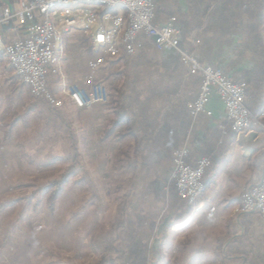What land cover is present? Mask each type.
Returning <instances> with one entry per match:
<instances>
[{"label":"crops","instance_id":"crops-1","mask_svg":"<svg viewBox=\"0 0 264 264\" xmlns=\"http://www.w3.org/2000/svg\"><path fill=\"white\" fill-rule=\"evenodd\" d=\"M20 1L0 0V8L13 11ZM217 1L154 0L153 23L162 25L174 17L180 47L200 63L221 70L231 80L244 81L245 104L251 112L258 113L264 101V83L258 79L259 58L251 50L243 28L246 17L225 16L227 10L233 9L230 4L224 13L213 14L205 28L207 7L212 10ZM3 35L5 39L12 36L6 27ZM262 37L264 44V24ZM86 39L91 46L89 34ZM139 39L142 47L135 56L123 53L119 57L123 59V69L125 56L133 61L138 59L143 73L139 80L142 89L157 91L179 84V96L195 100L201 74L188 75L176 50H157L154 39L144 34ZM4 58L0 54V62ZM148 71L156 76L143 85L142 77ZM3 77L0 65V80ZM175 99L173 95L167 101ZM111 112L109 118L103 119L101 137L106 141L114 135L127 138L133 152V140L123 134L125 127L111 128L113 108ZM190 118L188 123V117H172L169 123L174 125L176 133L184 135L182 145L189 149L188 163L194 164L199 157L210 161L203 176L204 191L197 200L199 207L186 205L175 191L169 158L172 159L173 150L161 164L152 163L147 173L135 175L133 182L131 169L126 168L129 173L126 190H131L127 199L125 241L119 248L121 264H264V220L257 213L235 212L242 195L264 178V132L252 128L236 134L226 120L224 103L215 90L210 93L205 111L194 120Z\"/></svg>","mask_w":264,"mask_h":264},{"label":"rangeland","instance_id":"rangeland-1","mask_svg":"<svg viewBox=\"0 0 264 264\" xmlns=\"http://www.w3.org/2000/svg\"><path fill=\"white\" fill-rule=\"evenodd\" d=\"M63 37L65 84L85 89L101 84L108 100L77 110L62 95L60 78L51 74V88L63 100L60 109L53 108L30 93L5 58L0 62L5 74L0 80V264H94L96 239L112 223L128 187L130 141L101 137L103 119L112 113L110 99L122 83L123 59L107 61L90 82L87 63L95 51L87 33L69 30ZM153 75L146 72L142 84ZM69 132L84 169L69 178L49 211L51 189L40 186L70 166Z\"/></svg>","mask_w":264,"mask_h":264},{"label":"built area","instance_id":"built-area-1","mask_svg":"<svg viewBox=\"0 0 264 264\" xmlns=\"http://www.w3.org/2000/svg\"><path fill=\"white\" fill-rule=\"evenodd\" d=\"M153 19L154 0H21L13 11L0 8V54L34 97L56 109L63 106V100L49 83L53 74L60 78L62 95L73 107L82 109L106 102L107 93L98 83L88 89L65 84L60 66L64 34L79 29L91 36L95 54L88 61L90 82L107 61L118 59L123 53L135 56L142 47L139 35L144 34L154 39L157 50H176L188 75L201 74L200 91L188 104L193 120L205 111L210 93L215 90L224 103L226 120L236 134L252 128L264 132V101L259 112L252 113L245 105L244 81L231 80L221 70L200 63L192 53L181 48L174 17L162 25H155ZM5 27L11 38L5 39ZM188 156L186 144L172 151L171 178L179 198L186 205L198 208L197 200L204 191L203 176L210 161L199 157L190 164L186 161ZM235 212L257 213L264 220V178L242 195Z\"/></svg>","mask_w":264,"mask_h":264},{"label":"trees","instance_id":"trees-1","mask_svg":"<svg viewBox=\"0 0 264 264\" xmlns=\"http://www.w3.org/2000/svg\"><path fill=\"white\" fill-rule=\"evenodd\" d=\"M230 4H233V9L227 10L225 16L244 15L246 17V24L243 28L247 34L251 50L259 58L258 79L264 83V44L262 37L264 0H218L212 10L207 7L205 28L208 27V21L213 14L224 13ZM107 10L114 11L113 9ZM87 42L90 43V40ZM139 66L138 59L133 61L125 56L124 69L121 71L122 84L115 89V95L110 99L114 114L110 123L111 128L124 126L123 134L134 142L133 152L125 161V168L131 169L132 182L135 175L144 171L147 173L152 163L161 164L169 157L170 151L182 145L185 140L184 135L181 136L176 133V130H173L174 125L169 121L172 117L186 119L188 117V123L191 122L187 103L194 100L179 96V84L166 86L157 91L151 88L142 89L139 80L143 73ZM173 95L176 98L175 101H167ZM68 137L71 149L70 166L58 178L40 186L41 189H51L46 201L49 211H53L54 205L63 191L64 184L75 174L76 170L84 169L79 159L75 137L71 132H69ZM169 158L171 160V157ZM172 181L175 187L174 179ZM130 190L128 189L122 194L116 206L112 223L105 233L96 239L99 253L94 264H118L119 248L122 247L126 236V210Z\"/></svg>","mask_w":264,"mask_h":264}]
</instances>
